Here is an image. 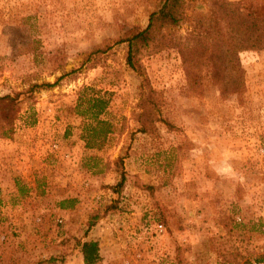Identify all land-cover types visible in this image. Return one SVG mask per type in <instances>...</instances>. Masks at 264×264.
I'll return each mask as SVG.
<instances>
[{"label": "rangeland", "instance_id": "1", "mask_svg": "<svg viewBox=\"0 0 264 264\" xmlns=\"http://www.w3.org/2000/svg\"><path fill=\"white\" fill-rule=\"evenodd\" d=\"M161 2L0 0V96L19 101L12 136L0 137V264H84L86 239L99 243L98 264H264V49L240 54L242 99L222 97L208 69L188 72L171 48L135 59L161 95L158 131H136L147 86L117 41ZM204 10L196 0L188 13ZM35 54L61 65L38 68ZM83 85L112 91L105 116L123 123L101 150L79 138ZM85 154L107 169L86 171ZM119 156L125 181L113 190ZM64 198L73 206L59 208Z\"/></svg>", "mask_w": 264, "mask_h": 264}, {"label": "trees", "instance_id": "2", "mask_svg": "<svg viewBox=\"0 0 264 264\" xmlns=\"http://www.w3.org/2000/svg\"><path fill=\"white\" fill-rule=\"evenodd\" d=\"M196 0H162L157 9L150 12L145 27L134 30L129 36L117 42L125 43V62L138 75L145 79L146 95L140 104L137 114L136 131L147 134L157 132L158 102L160 93L153 89L145 77L143 66L136 64L135 59L145 54H153L164 49L175 50L188 72L208 69L214 85L219 88L222 97L236 95L242 99L246 92V71L242 65L240 54L244 51H260L264 49V10L258 12L247 3V0H203L205 10L191 15L188 10ZM187 21L188 27L184 35H179L174 28ZM32 39H35L34 37ZM99 50V48L97 49ZM54 55L39 59L34 55L38 68L49 64L58 68L60 57ZM50 69V72H54ZM57 76L55 81L29 82L26 92L31 93L39 88H50L68 73ZM28 95V96H30ZM113 92L83 85L77 93L73 105V113L81 117L79 138L83 147L88 150H101L109 145L114 134L119 133L123 123L112 116L106 117V111L112 101ZM19 112V101L11 95L0 96V137L9 138L13 133V123ZM124 156L113 162L119 179L110 188L116 190L123 185L125 172ZM107 161L94 154H85L81 166L92 174L103 173L108 166ZM19 192H26L19 186ZM73 199L64 198L57 206L66 209L73 206ZM80 253L84 264H98L100 261L99 243L95 240L79 242ZM264 261V255L259 259Z\"/></svg>", "mask_w": 264, "mask_h": 264}, {"label": "built area", "instance_id": "3", "mask_svg": "<svg viewBox=\"0 0 264 264\" xmlns=\"http://www.w3.org/2000/svg\"><path fill=\"white\" fill-rule=\"evenodd\" d=\"M158 227H159V230L161 231L162 230V225H158Z\"/></svg>", "mask_w": 264, "mask_h": 264}]
</instances>
